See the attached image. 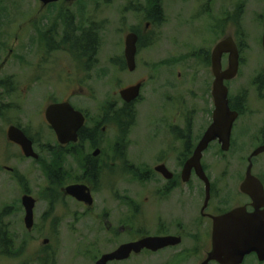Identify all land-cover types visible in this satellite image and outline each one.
<instances>
[{"label":"rangeland","instance_id":"rangeland-1","mask_svg":"<svg viewBox=\"0 0 264 264\" xmlns=\"http://www.w3.org/2000/svg\"><path fill=\"white\" fill-rule=\"evenodd\" d=\"M151 2L61 0L44 6L40 0H0V23L11 28L7 44L0 45V57L10 55L3 71L12 75L10 93L0 89V104L8 105L4 111L1 106L0 111V264H96L101 255L123 243L157 234L161 225L147 201L151 184L146 175L139 174L151 164L152 159L146 158L148 140L153 134L162 137L169 133L168 126L179 115L181 105H185L183 111L189 112L188 116L196 109L193 114L198 131L207 126L203 108L210 109L211 104L205 97L214 81L211 53L226 35H236L245 43L241 79L234 82L233 93L237 94L242 83L254 79L264 68L263 25L258 18L264 11V0H160L164 14L159 22L148 15ZM68 9L75 28H94L99 48L91 60L79 63L66 48L50 50L47 46V42L61 39L56 29L54 35L48 29L66 23ZM133 27L141 30L151 47L140 48L137 68L128 72L119 60L123 58L126 35ZM223 66H228L226 58ZM140 79L146 81L134 107L136 120L123 137L121 124L108 118L123 108L120 89ZM62 100H69L86 113L87 126L99 125L95 137L99 145L87 142L79 148L84 157L99 147L101 165L106 167L97 183L87 181L95 200L91 208L63 196L61 191L68 182L83 181L81 161L72 155L63 156L62 168L70 171V176L61 185L54 182L53 167H46L51 159L46 152L41 163L28 159L7 136L10 125H20L39 139L38 150H44L43 144L57 148L59 143L45 109ZM245 112L233 131L230 151L221 154L219 146L214 145L203 159L215 187L211 204L223 211L235 208L240 198L246 199L239 186L245 177L247 158L259 143L254 135L260 133L264 123V101L252 98ZM243 130L248 132L247 138ZM253 163V173L264 175V153L254 157ZM25 193L36 199L32 230L24 223ZM204 199L203 183L193 198H186L189 207L182 244L157 252L143 251L109 264H200L207 251V231L211 236L210 222L198 225L195 220ZM164 217L166 226H171L173 217ZM121 226L126 229L120 231ZM196 233V240L188 236ZM3 236L7 242L12 240L6 247ZM256 263L257 259L249 257L245 264Z\"/></svg>","mask_w":264,"mask_h":264},{"label":"flooded vegetation","instance_id":"flooded-vegetation-1","mask_svg":"<svg viewBox=\"0 0 264 264\" xmlns=\"http://www.w3.org/2000/svg\"><path fill=\"white\" fill-rule=\"evenodd\" d=\"M159 3H160V0H159ZM161 7H162V5H161ZM243 7L245 8V4H243ZM70 11H71V9H68L67 13L69 16H68V21H66V23H64L60 27L50 28L48 30L49 31L51 30V32H52L51 35H54L53 29H56V32H57L56 34L61 37L60 40H57V43H54V42H51V43H53L55 45L59 44V45H61V48H66L68 50V53L71 54L75 60H78L79 63H82L81 61L91 60L92 57L97 53V50L99 48V43H98L99 40H98V38L95 39V41H94L95 49H94V53H92L93 55L91 56L89 46L87 48L85 47V46L89 45L88 44L89 39L83 37L86 34V32L90 29L91 26H89L87 29H81L78 27L75 28L73 26V24L70 23ZM163 14L164 13L162 11V17H163ZM148 15H150L154 20H156V22H159L162 20V19L157 20L155 18V14L153 12V9L150 10ZM258 18H259L260 23H262V25H263V33H262V37H261V46H262V49L264 51V45H263L264 11L260 13ZM147 26H149V23L147 24ZM10 30H11V28L9 26H6L4 23H0V45H3V47L5 46V44H7V40H8L7 36H8V33L10 32ZM39 33L41 36L43 35L42 28L39 30ZM130 33H135L138 36L137 51H136V56H135L136 68H137V64L139 62L138 56L140 54V48L146 49L147 47L150 46L151 42L150 41L146 42L144 40V38H142L141 30L138 27L137 28L136 27L131 28L130 31L128 32V34H130ZM127 35H126V37H127ZM230 37H232L237 44L238 51H239V61H240L237 75L234 76L233 78L225 80V84L228 88V97H229L230 108L233 111H236L238 113L237 118L234 121L233 128H232V133H231V139H232L233 131H234L235 127L238 125L237 121H238V119H240V117L244 116V114L246 113L245 110L249 107L251 99L254 98L255 100H257L258 102H261V103L264 101V68L259 71V73L254 77V79L249 80L248 83H246V84L242 83L243 86L239 88V91L237 92V94L233 93L232 86L235 85L234 82H238L239 79H241L240 67L244 64V59H245V57H244V55H245L244 46H245V43H244L242 38H238V37H236V35H233V34L226 35L225 37H223L222 40H224L226 38H230ZM52 39H53V37L50 36L49 40H52ZM222 40H220V41H222ZM125 41H126V38H125ZM220 41H218V42H220ZM218 42L216 43V45L218 44ZM125 49H126V46L124 47L123 58H121L119 60L120 65H121V67H123L124 70H126L128 72H134L136 68L134 70L130 69L126 55H125ZM10 51H11V49H10ZM212 53H213V51H212ZM212 53H211V66H212ZM5 55H2V57H0V61H1L0 62V89H3L4 91L10 93V91H11L10 85H11L12 75L4 74V71H3L4 68L6 67V64L9 62V56L10 55H6V56ZM229 56H230V53H228V52L223 54L222 66H223V59H225V58L227 59L228 66H229ZM263 65H264V60H263ZM228 66L227 67L223 66V70H226L228 68ZM212 73H213V69H212ZM213 75H214V73H213ZM41 77L42 76L39 75V78H41ZM214 80H215V76H214ZM145 81H146L145 79L132 81V82L128 83L127 85H125L124 87H122L120 89V91L124 88H127V87L133 86L135 84L141 83L142 84L141 93H142V89L144 88ZM213 83H214V81H213ZM213 83H212V88L210 90V93L207 91L206 95H205V97L208 96V98L211 99L210 109L206 108L205 106L203 108V111L208 116V122H209V123H207V126L205 128H201V130H199V131L197 130L196 124L194 122L195 119H194V114H193V112L196 111L195 108L192 110V113L189 114V116H188L187 114L189 112L186 113V111H183L185 105H181L178 108V110L180 111L179 115L176 116L174 118L173 123H170L168 126L169 127V129H168L169 133L165 134L162 137H161V135L153 134L150 137V139L148 140V142H149L148 147L150 148V150H149V154H147L146 158L152 159L151 164L150 165L148 164L147 169L145 171H141L139 174L142 177H144L146 175L147 182L151 184L150 188H149V196L147 198V201L150 202L151 214L158 218L159 224L161 225L158 229V233L155 235H152V236H168V235L181 236L182 241L180 244H182L185 237H186V236H184V231H186L185 222L187 219L186 210H188V207H189L187 202H186V198L187 197L193 198L198 193V189H199L200 185H202V183L204 184V187H206L205 182L202 180V178L197 173L196 168H193L191 170V172L189 173V175H187L186 171H185V165H186L187 160L194 154V152H195L198 144L200 143L201 139L203 138L206 130L208 129V127L213 122V112L215 109V102H214V97H213V93H212ZM140 97L141 96H139L135 101H132V102H127L121 97V99L123 101V106L127 105V107L134 109V107L136 106V103L138 102ZM1 106L3 107V111H4L5 107H7L8 105H7V103L0 104V111L2 110ZM45 111H46V109H45ZM84 114L86 115V113H84ZM249 115H251V112H249ZM86 121H87V115H86ZM16 126L20 127L26 133V135L32 140L34 150L38 153L39 157L38 158L27 157L24 154L22 147L19 144L12 142V141H10V142L14 143L20 147L22 155L24 157H26L28 159L35 160V161H39L40 163L43 159V156H42L43 153L46 152V154L51 158L49 165H46V167H48V168L53 167V173H52L53 177L57 176L58 173H61V178L59 179V181L62 182L68 174L70 176V171L67 170L65 172V169L62 168L63 156L66 155V156L70 157V155H72L73 157L76 158L77 162L78 161H83V162L85 161V163H87V161H88L87 157L89 155H85L84 157H82V153L77 154V152H75V150L72 151L71 146L73 144H76V143H68L65 145L58 144L59 146L57 148H56V146L51 147L50 145L48 146V145L43 144V145H41V148L44 147V150L41 151L40 149L39 150L37 149V147L39 148V145H40L39 139L32 137L29 134L28 130L21 127L20 125H16ZM50 127H51V125H50ZM247 133L248 132H246L244 130L242 131V135L244 136V138L248 137ZM245 136H247V137H245ZM56 137H57V135H56ZM254 138L257 140V142L259 141L260 144L258 143L256 145V147L252 150V152L249 154V156L247 158V161H248L247 168H248L249 163H250L249 157L251 156L253 151L256 148H258L259 146L264 145V123L260 129V133H258V135H254ZM57 140H58V138H57ZM214 145H218L220 148L219 149L220 153L225 154V153L229 152L230 149L232 148L231 147L232 146V140H231V144H230V147L228 150H224L222 143L219 141V139H216L208 145V147L206 148V150L203 153L202 165H203V168H204V170H205L206 174L208 175L210 182H211V197L214 196L213 193L215 192V187H214V184L212 183L211 177L208 174L207 165L203 162V159H204V156L206 153H208L209 151H212V149H215ZM60 146L63 147V149H60L59 148ZM50 147L53 149H51ZM97 148H99V147H95L94 151ZM93 152L91 153V157L95 158V160H97V165L102 167V169H101L102 174L101 175L103 176L104 172L106 171V167L103 168V166L101 165V161L99 159L100 155L94 156ZM118 152L120 153V151H118ZM214 152H216V151H214ZM115 153L117 154L116 150H115ZM262 153H264V152H262ZM262 153H260L259 155H261ZM122 154H123V152L120 153L119 157L122 160H124L125 157ZM53 157H55L54 161H52ZM253 159H254V157H253ZM124 163L127 165L125 160H124ZM54 165L57 167H55ZM78 165H79V163H78ZM58 166H60V167H58ZM128 166L131 167L129 164L127 165V167ZM247 168H246V172H247ZM8 169L13 171L12 168H8ZM253 169H254V163H253ZM253 169H252V172H253ZM246 172H245V177H246ZM114 174H116V173H114ZM254 175L256 177H258L264 185V175H261V174H259V175L254 174ZM245 177H244V179H245ZM87 178H88V175H86V177L83 181H74L71 183H85L90 187V189L92 191V187L90 186V183L88 184V182H87V181H89L90 177L88 179ZM84 181H86L87 183ZM90 182L95 183L94 180H92ZM71 183L68 182L65 186H63L61 188V191L63 193V196H65L67 198L75 199L74 197H72L69 194H66V192H65L66 186L70 185ZM241 184H240V186H241ZM240 186H239V189H240ZM192 187L194 188V190L192 189ZM240 191H241V189H240ZM92 193H93V191H92ZM241 194L246 199L243 200L242 198H240L239 204L233 209L243 208L248 213L254 212L256 210V206L254 205V201L252 200V198L248 194H246L242 191H241ZM205 197H206V192H205ZM211 199L212 198H210L209 203L206 206V208H204V206H205V199H204V202L201 205L199 212H197L196 218H195L196 222H199L198 225L206 224V222L209 221L210 224L209 223L208 224H209L210 229H211V236L208 237V234H207L208 231H207L206 236H205V239H206L208 246H207L206 255H205L204 259L200 262V264L208 257V254L212 249V229H213V218H212V216L222 215V214H225V213L233 210V209H230L228 211L227 210L223 211L219 205H212ZM81 203L85 204L84 202H81ZM211 205H212V207H211ZM190 207L192 208V204H190ZM263 208L264 207H262L261 209H263ZM212 210H221V211L219 213H215ZM164 216L173 217V219L170 220L171 226H169V227L166 226V218ZM197 218L199 219V221L197 220ZM34 226H35V224H34ZM34 226H33V228H34ZM124 229H126V228L121 226L120 231H122ZM209 235H210V233H209ZM144 236H147V235H144ZM188 236L194 240L198 239V237H199L197 235V233L194 235H188ZM141 237H143V236H141ZM46 239H48V238H46ZM180 244H178V245H180ZM178 245L169 246V247L172 248V247H176ZM149 251H151V250H149ZM131 256H133V255H131ZM249 257H250V259H257L256 264H263L264 263V261L259 260L258 255L255 252H252V253L245 256V258L241 264H245L247 261V258H249ZM110 262H112V261H110ZM255 262H256V260H255ZM210 263L221 264L220 262H218L216 260H213Z\"/></svg>","mask_w":264,"mask_h":264},{"label":"water","instance_id":"water-1","mask_svg":"<svg viewBox=\"0 0 264 264\" xmlns=\"http://www.w3.org/2000/svg\"><path fill=\"white\" fill-rule=\"evenodd\" d=\"M40 1L46 6L60 0ZM64 1L70 3L76 0ZM137 40L138 36L135 33H130L125 41V55L131 70L136 68ZM227 52L230 53L229 66L226 70H223L222 56ZM239 63V51L235 40L230 37L218 42L212 53V69L215 76L212 90L215 102L213 122L185 165L187 175L193 168H196L197 173L206 184L204 208H206L211 198V182L203 168L202 157L208 145L216 139H219L222 143L224 150H228L230 147L232 128L238 113L230 108L225 80L237 75ZM141 87L142 84L138 83L124 88L120 91V95L127 102L135 101L141 94ZM45 116L61 144L65 145L79 141V132L86 123V115L81 110L76 109L70 101L51 103L46 108ZM7 135L10 141L22 147L27 157H39L34 150L32 140L20 127L11 125L8 128ZM262 152H264V145L256 148L249 157L250 163L246 177L240 186L241 191L252 198L256 210L248 213L243 208H236L225 214L212 216V249L201 264H209L213 260L221 264H241L245 256L252 252L258 255L260 261H264V208L261 209L264 207V185L252 172L253 157ZM100 153L101 149L97 148L93 155L98 156ZM65 192L76 200L84 202L88 207L94 205L92 191L85 183H72L66 186ZM22 204L25 208V225L28 229H32L35 222L36 199L30 194H24ZM181 241V236H143L137 240L121 244L112 252L103 254L96 261V264L126 260L132 254H140L145 249L156 252L169 246L178 245ZM47 242L48 239H45V243Z\"/></svg>","mask_w":264,"mask_h":264},{"label":"trees","instance_id":"trees-1","mask_svg":"<svg viewBox=\"0 0 264 264\" xmlns=\"http://www.w3.org/2000/svg\"><path fill=\"white\" fill-rule=\"evenodd\" d=\"M151 4H152L153 12L155 14V18L157 20H160L162 17V7H161V4L159 3V0H152ZM94 32H95L94 28H93V26H91L90 29L86 32V34L83 36L84 38L89 39V43H88L89 45H87L85 47L87 48L89 46L91 56L93 55L92 53H94V49H95L94 41H95V39H97ZM46 39H50V37L46 38ZM47 46L50 50L61 49V45H59V44L55 45L53 43L47 42ZM113 110H115V109H113ZM112 111H109V112L111 113ZM113 113H114L113 116L112 117L110 116L111 119L109 120V118H110L109 117L108 121L112 122V120H113L114 123L121 124L122 136L126 137L127 134L129 133V129L132 127V125L134 124V122L136 120L135 119V117H136L135 109L133 110V109L127 107V105H125V106H123V108H120V110L118 112L114 111ZM104 120H106V118ZM98 129H99V125H94L92 127H89L86 125V126L82 127V129L79 132L80 140L78 143L73 144L71 146L72 151L75 150V152H77V154H79V152H80L79 148H81V146H83V144L87 143V142L91 146L99 145V143L96 142V139H95ZM59 148L63 149V147H61V146ZM118 148H119V146L116 145L115 150H117ZM87 158H88L87 163H85V161L80 162V167L82 168V170L84 172L81 180H84L86 175H88V178L90 177L91 180H94L95 183H97V180L99 179V177L102 174L101 173L102 167L97 165V160H95V158L91 157V155H89ZM55 167H57V166H55ZM58 167H60V166H58ZM51 173H53V172H51ZM60 178H61V173H58L57 176H54V182H56V183L59 182L62 185L63 182L65 181V179L61 182V181H59ZM1 238H3V240L5 242L4 247H6L9 242H12V240L7 242L6 239H4L5 236H3Z\"/></svg>","mask_w":264,"mask_h":264}]
</instances>
